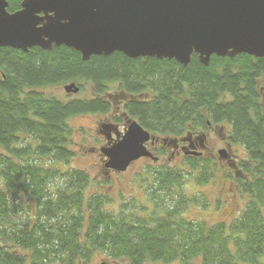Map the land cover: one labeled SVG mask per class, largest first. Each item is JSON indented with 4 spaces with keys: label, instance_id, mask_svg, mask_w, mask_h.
<instances>
[{
    "label": "trees",
    "instance_id": "16d2710c",
    "mask_svg": "<svg viewBox=\"0 0 264 264\" xmlns=\"http://www.w3.org/2000/svg\"><path fill=\"white\" fill-rule=\"evenodd\" d=\"M8 3L10 12L21 8V0ZM79 80L92 83L94 97L65 101L43 90ZM111 83L129 95L123 112L152 134L227 123L246 151L236 166L242 176H233L248 197L238 218L209 225L181 214L195 200L174 188L218 173L215 161L201 157L186 159L188 172L148 168L151 200L163 213L140 215L126 204L109 210L104 194L85 197L87 173L60 167L75 156L68 119L109 113ZM96 255L110 264H263L264 57L214 54L205 65L194 53L184 65L120 51L84 60L66 45L0 48V264H95Z\"/></svg>",
    "mask_w": 264,
    "mask_h": 264
},
{
    "label": "water",
    "instance_id": "95a60500",
    "mask_svg": "<svg viewBox=\"0 0 264 264\" xmlns=\"http://www.w3.org/2000/svg\"><path fill=\"white\" fill-rule=\"evenodd\" d=\"M8 5L0 0V48L66 45L84 60L120 51L131 58H169L184 65L194 53L205 65L214 54L264 57V0H21L14 12ZM64 88L68 93L80 90L75 82ZM126 122L125 132L114 140L108 134L100 149L104 166L118 172L142 157L157 160L147 146L157 136L133 118ZM106 129L112 131L109 124ZM225 151L220 150L223 158Z\"/></svg>",
    "mask_w": 264,
    "mask_h": 264
},
{
    "label": "rangeland",
    "instance_id": "374dc122",
    "mask_svg": "<svg viewBox=\"0 0 264 264\" xmlns=\"http://www.w3.org/2000/svg\"><path fill=\"white\" fill-rule=\"evenodd\" d=\"M69 83L49 85L43 90L65 101L95 96L91 82L77 81L78 85H83V90L77 93H68L65 90V85ZM108 91L109 94L106 97L112 104L109 113H82L68 119L70 126L74 130L71 136L70 148L75 152V156L68 164H61L60 167L85 171L90 178L89 185L84 190L85 197L89 198L97 193L104 194L108 197V201L104 205L105 209L118 210L121 204H126L128 207H134L140 215L148 214L151 210L158 209L155 201L151 200V188L146 184V180L148 181L151 175L148 168L155 170L166 164L169 165L170 161L167 155L162 156L159 151L160 154L158 153V155L161 157L157 162L142 158L135 161L126 171L118 172L110 168L109 171H105V157L100 149L106 145V139L103 134L98 133L99 124L97 123L98 121L108 122L111 119L114 120V116H119L121 113V111L116 110L117 102L121 99L119 95L121 91L117 88V84L111 83ZM107 118L110 120H106ZM119 130H121L120 127ZM223 131L226 133V129ZM111 138L113 140L116 139L115 135L111 136ZM209 143L211 150L207 152V155L213 156L216 153V148L223 145L220 130L210 133ZM234 148L236 149L234 152L236 153L235 164L237 165L242 160L241 158L245 156L246 151L238 143ZM179 161L171 162L170 164L188 172L190 167L187 161H181V164L178 163ZM215 164L218 173L209 182L200 184L193 180L187 181L186 179L181 188H174L175 194L181 190V194H184L185 198L192 197L195 200L194 204L191 203L186 206L181 212L185 218L203 221L209 225L220 223L224 220L228 224L233 220L234 216L240 215L239 210L243 208L244 202L245 204L247 203V198H244L239 190L235 191V181L231 178L234 174V167L229 163L227 166H222L226 165V163H219L218 161ZM162 193L165 195L164 192ZM171 197L170 200H173ZM159 213H163V210H159ZM102 261H104L103 255H96L94 263L100 264ZM261 262L264 264V256ZM146 264H180V262L163 263L149 261Z\"/></svg>",
    "mask_w": 264,
    "mask_h": 264
},
{
    "label": "flooded vegetation",
    "instance_id": "af4514ba",
    "mask_svg": "<svg viewBox=\"0 0 264 264\" xmlns=\"http://www.w3.org/2000/svg\"><path fill=\"white\" fill-rule=\"evenodd\" d=\"M109 94V91L108 93ZM120 97L121 99L118 100L117 105H116V110L121 111L120 113V117L122 118V121L116 122L113 119H106V120H110L108 122H101L98 121L97 124H99V127L97 129L98 133L103 134L105 139H106V143H107V135L109 134L110 136L113 137V135H115V137L117 138L118 135H121L122 133L125 132L126 127H127V115L125 112H123V105L126 102V100L129 98V95L124 92L121 91L120 92ZM115 104V103H114ZM117 112V111H116ZM110 125L111 128V132L109 133V131H107L106 129V124ZM121 128V130H119V127ZM226 129V133L223 131ZM220 130V134L222 137V141H223V145L221 147H217L216 148V153L212 156H208L207 152L209 150H211L210 147V143H209V137H210V133L216 132ZM230 128L227 125V123H219L216 125H212L211 123H209L208 125V129L207 131H198V132H187L184 133L182 135H177V136H163V135H157L154 134L155 136H157L158 140H156L154 143H152V141H148L147 142V146L149 148V150L153 153V155L155 157H157V160H154L151 157H142V158H147V159H151L154 162L159 161L160 157L158 155L159 151L161 152V155H167L169 162V165L166 164L167 166L171 167V168H177L175 166H172L170 163L171 162H176L179 161L178 163L181 164V161L184 162L187 158L189 157H201V158H208L211 159L215 162H219V163H226V165H222V166H227V164L229 163L230 165H232L234 167V174L233 176H242L241 173H238L236 170V153L234 151H236V149L234 148L235 145H237L236 142H234L231 139V135H230ZM164 138H168V139H174V143H170L169 141H164ZM111 140H113V138H111ZM225 149V156L226 158H223L220 154V150ZM194 153H199V154H194ZM160 154V153H159ZM103 155V154H102ZM104 158V157H103ZM140 158V159H142ZM138 159V160H140ZM217 159V161H216ZM137 160V161H138ZM175 165V164H174ZM178 165V164H176ZM105 171H109V168H106L104 166ZM233 178V177H231ZM235 181V191L239 190L240 194L244 197L247 198V195L241 193L238 182L236 179H234ZM237 196L238 193H236ZM246 207V204L244 202V206L242 209L239 210L240 215L243 213L244 209ZM239 216H234L233 220L238 218ZM230 218V217H229ZM225 224H227L225 222V220L223 221Z\"/></svg>",
    "mask_w": 264,
    "mask_h": 264
}]
</instances>
